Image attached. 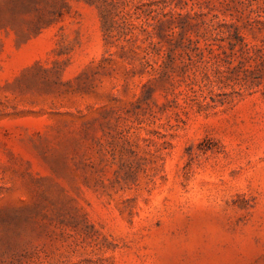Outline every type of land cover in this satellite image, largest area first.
Returning a JSON list of instances; mask_svg holds the SVG:
<instances>
[{
	"label": "rangeland",
	"instance_id": "rangeland-1",
	"mask_svg": "<svg viewBox=\"0 0 264 264\" xmlns=\"http://www.w3.org/2000/svg\"><path fill=\"white\" fill-rule=\"evenodd\" d=\"M0 264H264V0H0Z\"/></svg>",
	"mask_w": 264,
	"mask_h": 264
}]
</instances>
